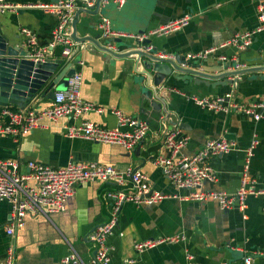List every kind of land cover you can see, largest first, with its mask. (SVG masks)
Returning <instances> with one entry per match:
<instances>
[{
  "label": "crops",
  "instance_id": "1",
  "mask_svg": "<svg viewBox=\"0 0 264 264\" xmlns=\"http://www.w3.org/2000/svg\"><path fill=\"white\" fill-rule=\"evenodd\" d=\"M58 1L0 0L1 5H13L0 6L1 33L10 44L29 47L33 53L46 48L45 57L62 58L59 44L48 45L52 42L56 15L36 6ZM259 4L264 6V0H126L123 6L117 7L114 3L106 6L102 0L98 13H79L77 35L99 34V40L103 41L98 23L106 18L113 31L123 34L121 43L112 44L114 49L127 50L135 41L132 36L147 34L172 19L188 16V23L174 32L148 35V45L159 53L165 50L168 56L179 53L187 57L189 53L213 49L205 57L207 64L229 63L230 69L248 68L264 65V32H256L245 48H238L229 40L237 33L255 29ZM76 5L81 7L83 3ZM23 27L33 32L35 44L26 45L20 33ZM67 33H71V23ZM74 48L72 68L82 74L80 96L101 109L87 111L79 120L110 128L117 124L113 110H119L123 115L146 120L149 124L146 136L132 150H126L113 143L67 137L66 127L79 120L41 118L30 132L16 137L0 136V159L17 158L23 164L35 160L54 167L69 161H93L119 170L131 166L146 175L154 191L178 196L187 190L172 185L154 159L164 152L165 133L179 128L189 137L181 151L184 155L194 154L211 138H225L236 144V149L208 158L215 179L205 181L202 190L235 192L240 184L244 149L250 145L253 149L248 169L249 187L255 191L264 187V113L255 120L251 115L233 110L213 111L192 100V97L214 98L230 93L237 104L264 103V70L240 74L235 84L214 87L182 81H174L172 85L164 83L168 117L162 112L152 118L140 112L141 91L134 82L137 75L133 58H115L88 41L76 43ZM51 102V98L37 95L27 108L40 111ZM3 107L0 105V111ZM9 107L19 110L16 106ZM0 119L7 120L1 115ZM21 171H26L24 165ZM109 192H132L129 178L125 177L121 183L91 180L79 184L60 211L48 216L27 214L13 235L5 231L10 204L0 200V264L10 244L14 246L15 264H60L72 252L84 264H92L95 244L88 236L111 216L113 199L108 196ZM263 204L262 195L247 196L242 209L224 210L213 200L199 202L170 197L154 204L124 201L117 212V225L106 239L109 264H184L187 255L199 264H245L247 256L251 257L250 264H264ZM169 235L183 238L142 252L134 249L136 241Z\"/></svg>",
  "mask_w": 264,
  "mask_h": 264
},
{
  "label": "built area",
  "instance_id": "2",
  "mask_svg": "<svg viewBox=\"0 0 264 264\" xmlns=\"http://www.w3.org/2000/svg\"><path fill=\"white\" fill-rule=\"evenodd\" d=\"M77 2L83 3L81 7L94 5V0H59L52 4H36V6L49 10L56 15V24L52 31V42L48 45L53 47L59 44L62 48L61 54L63 58L69 57L76 45L67 30L71 18L78 8ZM107 2L121 7L126 0H103L104 5ZM0 6L13 7V5L7 4H0ZM257 9L258 25L255 29L235 34L229 40V43L238 48H245L251 43L256 32H264L263 4H259ZM188 20V16L172 19L147 34L139 33L132 37L142 42L150 34L165 35L174 32L186 25ZM98 28L105 39L123 36L122 33L111 29L109 20L106 18L100 20ZM20 33L24 36L26 45L30 46L36 43V37L29 28H21ZM108 47L114 48L110 43H108ZM142 47L147 50L151 49V46L145 44ZM43 51L40 52L38 50L35 55L38 58H43ZM212 51L213 49L200 53H189L186 58H205ZM82 63L79 62V64ZM81 81V72L75 71L68 77L66 88L57 90L54 93L51 105L40 111H35L33 108L13 110L9 106L1 108L0 115L2 118H7V120L0 119V136L10 135L16 137L30 132L38 126L41 118L55 120L59 117H67L78 121L81 115L87 111H101L92 102L84 101L81 98ZM192 100L213 111L229 112L233 110L245 115H251L255 120H258L264 113V103H253L248 106L237 104L233 101L230 93L214 98L192 97ZM113 113L117 117V124L114 127L105 128L93 122L79 120L67 126L65 134L69 138H83L91 141L113 143L120 145L126 150H132L146 136L149 129L148 122L138 117L123 115L119 110H113ZM188 139V135L179 128L167 131L162 142L164 152L158 154L154 159V163L162 169L163 175L172 185L178 189L187 190V193L178 196L176 194L154 191L146 175L131 166H128L125 170H119L113 165L93 161H69L64 166L54 167L35 160H28L23 164L17 158L0 159V200H5L10 204V214L5 226L6 233L13 235L15 230L23 225L27 214L48 216L60 211L79 184L91 180H113L121 183L125 177H128L132 192L127 194L109 192L108 196L113 199L111 216L107 222L94 228L88 236L90 241L95 244V253L91 263L109 264V246L106 239L117 225V212L124 201H130L135 204H154L170 197L199 202L213 200L224 210L232 207L244 208L246 206V198L249 195L264 196V187L256 191L249 187L251 179L248 169L253 145L244 149L245 160L238 188L233 193H227L221 190H202L201 186L205 181L215 179V175L208 165V158L236 149L235 142L225 138H211L206 140L194 154L184 155L181 151L187 145ZM22 165L26 167V171H21ZM182 238L180 235H169L136 241L134 242V249L136 252H142L160 244L178 242ZM244 263L250 264L251 257H245ZM1 264H15L13 245L10 244L7 247ZM60 264L84 263L77 254L72 252L65 256ZM184 264L199 263L195 262L190 255H187V261Z\"/></svg>",
  "mask_w": 264,
  "mask_h": 264
},
{
  "label": "water",
  "instance_id": "3",
  "mask_svg": "<svg viewBox=\"0 0 264 264\" xmlns=\"http://www.w3.org/2000/svg\"><path fill=\"white\" fill-rule=\"evenodd\" d=\"M101 1L96 0L93 6L78 7L75 10L70 22V37L75 43L88 41L98 50L115 58L134 59L133 65L137 75L134 82L141 91L140 112L144 115L153 118L165 112V117H168L166 90L162 89L164 83L172 85L174 81H182L214 87L219 84H235L240 74L264 70V65L230 69L229 63L210 65L205 58L196 61L179 53L168 56L165 50L159 53L156 48L151 47L147 50L142 47L143 44H149V40L146 39L142 42L135 40L132 45L127 46V50L116 51L108 47V43H121V38L109 37L101 41L99 34L77 35L79 13L82 11L89 14L98 13ZM110 4L111 2H107L105 5ZM74 54L75 48L67 58L50 59L45 56L38 58L33 49L10 44L0 31V105L25 109L37 95H45L52 99L58 89L66 87L65 81L75 72L71 61Z\"/></svg>",
  "mask_w": 264,
  "mask_h": 264
},
{
  "label": "trees",
  "instance_id": "4",
  "mask_svg": "<svg viewBox=\"0 0 264 264\" xmlns=\"http://www.w3.org/2000/svg\"><path fill=\"white\" fill-rule=\"evenodd\" d=\"M13 108H15V107H13Z\"/></svg>",
  "mask_w": 264,
  "mask_h": 264
}]
</instances>
